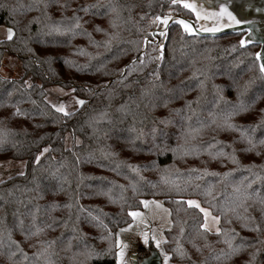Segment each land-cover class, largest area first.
<instances>
[{"label": "trees", "instance_id": "trees-1", "mask_svg": "<svg viewBox=\"0 0 264 264\" xmlns=\"http://www.w3.org/2000/svg\"><path fill=\"white\" fill-rule=\"evenodd\" d=\"M164 13L191 16L170 0H0L12 32L0 61L23 69L0 77V160H25L0 182V264H117L115 233L148 197L170 210L175 264H264L258 48L173 25L162 59L163 39L141 56ZM55 84L81 106L54 107ZM187 198L218 216L217 232Z\"/></svg>", "mask_w": 264, "mask_h": 264}, {"label": "rangeland", "instance_id": "rangeland-1", "mask_svg": "<svg viewBox=\"0 0 264 264\" xmlns=\"http://www.w3.org/2000/svg\"><path fill=\"white\" fill-rule=\"evenodd\" d=\"M11 33L10 28L0 26V40L11 37ZM22 75L20 61L14 55L4 53L0 61V77L12 79ZM45 93L46 100L64 113L77 110L83 102L75 95L73 88L66 89L58 84L47 86ZM24 169L25 160H0V182L22 174ZM186 202L203 213L202 225L207 230L217 232L218 216L213 215L209 208L200 205L195 198H187ZM170 222V210L162 198H143L141 207L131 212L130 222L122 225L115 233L117 264H134L132 255H136L140 248H146L149 244H152L161 257V264H175L164 250V233L171 226Z\"/></svg>", "mask_w": 264, "mask_h": 264}, {"label": "water", "instance_id": "water-1", "mask_svg": "<svg viewBox=\"0 0 264 264\" xmlns=\"http://www.w3.org/2000/svg\"><path fill=\"white\" fill-rule=\"evenodd\" d=\"M170 3L181 6L191 16L182 13L156 15V25L149 31L150 37L145 38L142 43L141 56L146 53L149 43L158 44L163 39L158 47L162 59L168 30L173 25H178L183 33L194 37L241 34L240 48L257 46L255 58L264 77V0H170ZM136 59L133 58L129 64ZM132 258L134 264H161V257L156 250H151L139 262L136 255H132Z\"/></svg>", "mask_w": 264, "mask_h": 264}]
</instances>
